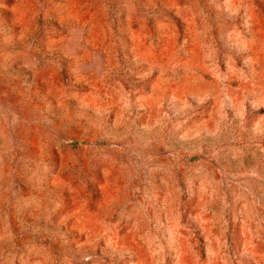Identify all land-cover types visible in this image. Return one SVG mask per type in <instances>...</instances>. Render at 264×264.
I'll return each instance as SVG.
<instances>
[{
  "label": "rangeland",
  "instance_id": "obj_1",
  "mask_svg": "<svg viewBox=\"0 0 264 264\" xmlns=\"http://www.w3.org/2000/svg\"><path fill=\"white\" fill-rule=\"evenodd\" d=\"M0 264H264V0H0Z\"/></svg>",
  "mask_w": 264,
  "mask_h": 264
}]
</instances>
